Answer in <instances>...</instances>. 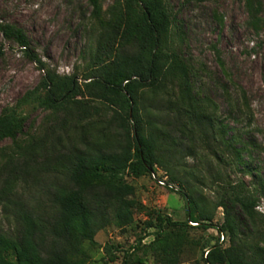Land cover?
Here are the masks:
<instances>
[{
  "label": "trees",
  "instance_id": "trees-1",
  "mask_svg": "<svg viewBox=\"0 0 264 264\" xmlns=\"http://www.w3.org/2000/svg\"><path fill=\"white\" fill-rule=\"evenodd\" d=\"M90 1L102 34L84 86L75 73L61 76L47 68L29 50L25 30L0 19L4 36L25 47L45 71L33 89L0 111V143L13 141L11 147H0V206L15 225L13 231L0 226V264H87L85 244L97 246V234L108 226L124 230L141 210L126 178L152 180L156 168L180 183L189 221L204 230L215 228L218 238L226 235L228 247L218 239L204 258L206 264H264V245L239 239L244 223L238 216L254 224L256 235L263 234L264 215L257 208L264 198V180L259 172L253 169L258 176L253 188L242 181L224 183L216 208L224 209L225 220L218 225L193 194L182 190L190 173L178 159L186 140L200 141L219 163L231 166L242 164L243 152L251 148L264 153V146L243 141L242 135L227 138L226 119L217 116L209 97L196 93L192 64L173 47L176 17L166 0H117L106 12L108 20L100 0ZM246 7L251 26L259 31L261 0H247ZM89 98L100 100L110 115L94 120L100 111L91 109ZM158 103L167 115L153 111ZM39 109L49 111L51 124L47 134L37 138L25 128ZM247 166L243 170L252 173ZM152 218L144 230L157 229L152 245L159 261L180 264L183 235L171 239L164 231L167 226L191 227L189 222L161 213ZM119 249L107 245L108 260L102 264L113 262ZM123 264H147L146 257H133L127 250Z\"/></svg>",
  "mask_w": 264,
  "mask_h": 264
},
{
  "label": "rangeland",
  "instance_id": "rangeland-1",
  "mask_svg": "<svg viewBox=\"0 0 264 264\" xmlns=\"http://www.w3.org/2000/svg\"><path fill=\"white\" fill-rule=\"evenodd\" d=\"M116 1L100 0L105 20L109 19L107 10ZM166 1L176 17L173 47L192 64L196 93L209 97L217 116L226 119L227 138L242 135L243 141L264 146V0H261L263 22L259 31L250 24L247 0ZM0 19L25 30L30 40L29 50L37 54L47 68L61 76L75 73L84 86L86 74L94 67L102 34L90 0H0ZM25 49L0 31V111L33 89L45 75ZM89 103L91 109L98 107L100 111L94 120L110 115L100 100L89 98ZM159 103L153 111L167 115ZM50 117L49 111L44 109L32 112L26 134L37 138L46 135ZM11 146L10 139L0 143V147ZM180 146L178 159L184 172L190 173L189 183L182 190L196 197L199 208L211 216L213 224L221 225L225 220L224 209L216 208L224 193V183L242 181L253 188L258 177L253 175V169L264 180V153L252 148L250 153L243 152L242 164L231 166L219 163L213 151L202 147L200 141L189 144L186 140ZM246 165L252 173L243 170ZM218 176L222 179L219 183L215 181ZM126 180L131 185L130 195L138 201L141 210L136 211L134 223L124 230L108 226L97 234V246L86 243L90 254L87 264H102L108 260L105 247L112 244L120 249L114 251L115 259L110 264H123L127 250L133 257H146L147 264H162L152 245L157 229L144 230L145 222L150 217L155 219L157 213L173 221H188L191 226L165 227L164 234L171 239L183 235L180 264H206L204 258L218 239L224 248L228 247L229 241L221 242L215 228L204 230L188 220L187 198L179 192L178 181L173 183L179 189L171 191L158 187L149 176L127 177ZM257 209L264 215V198ZM238 220L244 223L239 226L241 241L264 245L263 226H260L263 234L258 236L253 223L245 222L241 216ZM0 226L7 231L15 227L13 220L5 218L1 206ZM141 236L145 238L140 249L134 250Z\"/></svg>",
  "mask_w": 264,
  "mask_h": 264
},
{
  "label": "built area",
  "instance_id": "built-area-1",
  "mask_svg": "<svg viewBox=\"0 0 264 264\" xmlns=\"http://www.w3.org/2000/svg\"><path fill=\"white\" fill-rule=\"evenodd\" d=\"M152 180L153 182L156 183L158 187L170 189L173 191H177L179 189L175 183L170 181L168 174L160 168H156L155 172H153ZM226 239H227L226 235L224 234L220 235L221 242L225 241Z\"/></svg>",
  "mask_w": 264,
  "mask_h": 264
}]
</instances>
